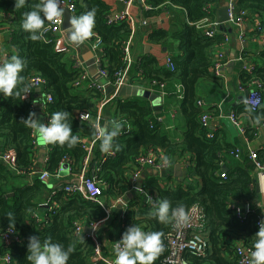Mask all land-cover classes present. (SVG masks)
I'll return each mask as SVG.
<instances>
[{
    "label": "trees",
    "instance_id": "16d2710c",
    "mask_svg": "<svg viewBox=\"0 0 264 264\" xmlns=\"http://www.w3.org/2000/svg\"><path fill=\"white\" fill-rule=\"evenodd\" d=\"M73 1L76 16L95 10L92 31L102 42L101 68L108 72L109 80L114 82L116 74L124 67L122 42L130 35L131 26L125 21L111 25L107 23V15L112 9L109 0ZM165 1L146 0L153 7L151 10H143L144 18L151 20V24L145 28L147 43L158 50L174 46L184 56L173 57L175 70L172 71L158 55L149 54L139 60L135 67L132 64L128 73L131 83L139 87L169 84L174 89L179 84L182 99L177 100L175 91L168 96L178 101L177 111L184 116L185 127L180 136L170 135L155 119L151 105L141 103L136 97H114L111 101L115 106L116 119L125 123L127 130L115 138L111 150L113 155L102 152L100 141H96L88 173L100 186L101 197L116 200L133 187L130 170L147 151H158L164 159L171 160L172 166L175 162H182L186 173L179 185L164 188L160 182L149 180L143 185V190L149 197H155L156 202L167 199L172 208L183 206L188 211L194 205H199L204 209L208 221L205 231L209 243L208 254L198 256L185 252L186 261L190 264H238V242L241 241L245 247L254 248V235L259 231L257 222L264 217V212L254 203V180L249 169L236 168L228 172L222 170L225 156L242 149L227 143L226 133L222 130L204 127L200 121L204 109L197 105L198 82L205 78L217 81L220 79L211 72V53L224 40L223 32L214 37L205 36L198 28V23L205 17L214 19V10L206 13L204 9L208 4L216 7L223 0H170L171 5L186 12L188 22L182 24L181 28H155L154 18L162 9L157 7ZM37 3L39 0H25V4L17 8L16 0H0V8L11 17L10 20L1 22L2 30L6 28L10 31L5 60L17 55L24 61L25 66L20 76L26 84H30L31 78L37 75L46 80L44 92L46 97L53 99L46 103V112L52 116L55 112L67 111L73 135L79 138V142L71 147L67 143H48L50 151L43 169L55 174L65 158H69L71 172L79 174L89 157L83 141L91 143L95 140L92 122L83 121L80 116L85 112L94 116L96 102L106 100L108 96L95 89H85V94H79L80 87H76L75 82L80 77V71L74 67L73 59H69L63 50L57 49L56 42L49 40L44 34L47 20L42 29L43 40L33 41L30 33L22 28L24 14L34 10ZM236 4L239 10H246L249 15L257 13L261 31L264 30V0H236ZM229 30L231 29H226L227 32ZM242 57L253 60L255 69L252 73L240 69V82L247 85L252 79H257L264 86V48H258L257 52L245 49ZM32 89L31 86L29 91ZM234 111L242 124L243 117L247 119L246 125L243 124L244 134L248 139H253L255 126L264 122V100L256 111H251L242 104L235 107ZM31 112L33 105L27 95L23 99L22 93L21 97L14 99L0 94V233L11 228L22 240L20 244L10 247L2 243L0 264L6 253L11 254L13 264H30L27 260L28 243L29 237L33 235L38 236L41 243L50 239L52 243L61 244L65 249L71 247L73 251L67 264H92L91 260L101 242L98 238L95 241L90 237H83L81 233L77 234L76 228L80 224L83 231L84 227L105 220L108 213L102 204L84 198L79 192L69 193L62 186L53 193L39 175L35 176L31 184L23 185L31 177L28 169L35 167L36 161L33 129L22 120L27 119ZM209 132L213 133L212 137L207 136ZM9 151L16 155L15 168H9L10 165L3 159ZM256 162L264 166V149L257 151ZM222 174L227 178H223ZM43 203H48L49 207L43 209ZM244 205L249 206L247 211ZM233 206L240 208L244 215H238ZM129 207L127 213L113 214L114 222H118L121 227L118 238L122 239L124 232L135 224L147 232L161 233L162 251L153 264H164L169 254L167 235L170 234L174 221L160 222L151 215L155 207L146 200L140 201V198L130 202ZM97 264L107 263L98 261Z\"/></svg>",
    "mask_w": 264,
    "mask_h": 264
},
{
    "label": "crops",
    "instance_id": "0c3cea01",
    "mask_svg": "<svg viewBox=\"0 0 264 264\" xmlns=\"http://www.w3.org/2000/svg\"><path fill=\"white\" fill-rule=\"evenodd\" d=\"M226 2L229 3V0H223L216 7L214 6L213 10L215 12V18L211 20H215L216 22H218L217 12ZM109 3L112 7L110 12L112 15L124 11L127 8V6L119 0H109ZM168 6L163 7L161 9V13L154 18L155 28L169 29L173 26L181 28L182 24L188 22L187 14L182 8L174 5ZM130 12L134 16L136 23L135 34L133 36L132 43V64L134 65V67L139 60L149 54H154L156 56L158 55V57L164 62L166 56H184L183 52L180 50H176L174 46L163 47L162 49L160 48L158 50L147 43V35L145 31L146 29L145 26L142 25L144 13L142 3L139 0H135V2L131 5ZM10 18L11 17L2 8H0V60L4 58L5 52L8 51V45L10 41V31L6 28L5 30H2L3 24H1V22H6L10 20ZM257 21H260L257 13L249 15L247 23L237 28L235 26H232V29L228 31L230 33L229 35L231 37V40L227 45H225V47H215V49L211 53V58L214 60L216 54L222 51L226 54L230 62L222 67V77H220L218 81L205 78L201 79L198 82L197 100H202L203 102H205L204 110H207L211 113L210 129L222 130L226 133L227 143L237 145L242 149V151H244V154H241L240 158H236L232 155L225 156L222 170L224 172H228L230 170L233 171L236 168H248L254 180L253 188L256 194L254 203L257 208L262 209V212H264V172L263 170L258 168L254 160L249 157L250 152H257L264 149V128L261 129L257 136L254 135L253 139H248V137L244 133L238 131L236 126L228 117L229 114L235 109V107L241 104L242 99L245 96V92L239 90L241 66L244 62H247L249 64L255 63L253 62V60L250 61L249 59L245 58L243 61L234 60L241 57L245 49L249 50L250 52H257L258 48H264V30L259 31L257 29ZM219 29L223 30L227 28L224 25L220 24ZM241 32H244L246 34L243 38V41L239 40V35L241 34ZM98 39L99 38L92 32V36L85 40L82 44H75L70 40V33L65 32V34L59 36L57 41L55 42L57 49L64 50L69 59L72 60V58H74L76 54L79 55L81 61H83L84 68L87 70L89 76H91L89 65L94 64L96 61L97 52L94 49V44ZM148 46L150 48L147 52L146 49ZM252 54L254 53H251V55ZM91 78L94 79L92 76ZM136 87L143 90V96H139L136 98L141 103L151 105L154 110L156 120L158 117L163 118V121L160 125H162V127L168 131V134L173 136H180L181 130L185 127L186 120L184 116H182L181 114L179 115V112L177 111L178 101L182 99V93L180 91L179 84L174 86V89H171L172 85L169 84H164V87L162 88L161 86H151L150 88L139 86ZM84 90V88L79 89V94H85L86 92ZM161 91H164L163 95ZM172 91H175L177 93L178 101L169 98L168 95ZM104 93H107L108 97L106 99L113 95V92L108 93L107 90ZM151 94H156L154 100H150ZM27 98L32 102L33 111L36 112L35 119H37L38 115L43 114L45 119L44 122H46L47 113L45 106L47 97L44 89L33 87L32 91L27 94ZM122 98L126 99L127 97ZM173 101L176 102L174 103ZM103 102L104 100L96 102L97 108L96 113L93 116V120L99 118V122L101 123V125H103L104 123H110L111 125L119 122L123 126L121 129V133L126 131L128 126L122 121L116 119V110L112 101L110 100L109 102H106V104ZM105 116H110V119H106ZM242 120L243 124L246 125L247 119L243 117ZM88 121L92 122V120ZM33 132L35 136L36 150L35 169L39 171L44 168V164L47 161L50 148L47 142L40 144L36 132L34 130ZM92 154L93 147L91 152L89 153L88 159L85 161L87 162V166L93 157ZM43 155L44 159L43 161H41ZM144 155H146V153H144ZM188 157L191 159L190 156ZM136 163L138 164V166H135L137 164H134L132 166V169L130 170V180L134 173L137 170H140L139 180L133 182V187L129 189L127 193H125L122 197L116 200H107L101 197V204L107 211L108 217L105 220L97 223L96 225H98V227L94 228L92 226L95 229V232L93 234L85 233V229H83L81 233L83 234V237L90 236V238H93L95 241L98 238V240L101 242V246L100 248L98 247L97 252L111 262L115 260L114 245L117 241L120 240L118 237L121 232V227L119 226L118 222L116 223L113 220V214L119 215L120 213H127L128 209H130V202H132L133 200H139V198L140 201L142 199L143 201L146 200L147 203H149V194L146 195V192L143 190V185L145 184V182L149 180H156L160 182L164 186V188L175 187L181 183L182 177L186 173L185 164H182V162H175L173 166L167 170L168 174L165 177L161 175L160 171L148 164L143 165L139 162ZM177 163H181V169L179 171L175 169V165ZM64 165L67 166L68 164L65 163ZM9 168L13 167L10 165ZM36 175L37 174H31V177L27 178V181H25L23 185L31 184ZM77 177V173H68L67 176H60L59 178L53 177L47 182V185L53 193H56V190L61 186L66 187L67 185H72L74 181L78 179ZM139 182L142 184L141 189L136 188V185ZM110 206H113L114 209L110 210ZM41 207H43L44 209L48 208L49 205L48 203H43L41 204ZM248 207V205H244L245 211L249 209ZM2 243L3 241L0 238V251Z\"/></svg>",
    "mask_w": 264,
    "mask_h": 264
},
{
    "label": "built area",
    "instance_id": "2783aa9c",
    "mask_svg": "<svg viewBox=\"0 0 264 264\" xmlns=\"http://www.w3.org/2000/svg\"><path fill=\"white\" fill-rule=\"evenodd\" d=\"M123 4L127 6L126 10L121 11L119 13H116L115 15H112L109 13L107 15V23L109 25L118 23V22H127L131 28L132 31L128 38L124 39L122 42L123 46V62H124V67L116 74V79L114 82L109 80L108 72L103 70L102 67V54H103V47H102V42L100 39H98L95 44H94V49L97 52L96 56V61L95 65L104 78L108 80V85L113 86L114 91L113 95L110 96L108 99L104 100L103 103L106 104V102H109L112 100L114 97L117 96V92L119 89H121L123 86H135L131 83V79L128 75V70L132 64V43H133V36L135 34V18L130 12V7L131 5L135 2V0H119ZM142 3V8L143 10H151L153 7L146 2V0H139ZM171 5L170 0H166L163 4H161L158 8H163L165 6ZM61 7L64 9L69 10L71 13L72 17L76 16V5L73 0H61ZM214 9L213 5L208 4L204 11L206 13H209L211 10ZM228 13L230 17L229 26L227 29H232V26L241 27L245 23H247L249 19V13L246 10H239L237 8L236 0H229V6H228ZM63 23H64V15H62L58 20L55 22H48L47 27L44 29V34L49 38L51 41H57L58 37L61 35H64L66 30L63 29ZM151 24L150 20L148 19H143L142 20V25L148 27ZM219 23L216 22L215 20H211L209 17H205L203 20H201L198 23V28L201 29V32L207 36V37H214L218 33L223 32V42L219 44L220 48L225 47L230 40L231 37L229 33L224 29V31H221L219 29ZM257 29L259 31L262 30V27L260 25V21H257ZM93 32V31H92ZM246 34L244 32H241L239 35V40L243 41V38ZM92 36V35H91ZM90 38V37H89ZM62 50V49H59ZM64 51V50H63ZM6 59V56L0 60V63H3ZM73 59L74 62V67L80 71V77L79 79L75 82L76 87H80V89H95L100 92H105L107 90L106 86L101 85L98 81L95 79H92L91 76H89L87 70L83 66V61H81V58L79 55H75ZM243 61L244 58L239 57L235 59L234 61ZM230 60H228L226 54L224 52H218L216 54L215 59L213 60V66H212V72L215 74L216 77H222L221 69L222 67L229 63ZM165 64L166 67L170 70H175V64H174V59L173 56H166L165 58ZM255 69L254 64H249L247 62H244L243 65L241 66V70L252 73ZM30 85L32 87H39L41 89H44L46 85V80L42 78L41 76L37 75L31 78L30 80ZM161 88L164 87V84L160 85ZM239 90L242 92H247L248 94L243 97L241 104L246 106L249 110L251 111H256L259 106L263 103L264 100V86L261 82H259L257 79H252L247 85L242 84L241 82L239 83ZM162 95L164 91L162 92ZM52 97L47 96L46 103L52 102ZM197 105L201 108H205V102L202 100H197ZM99 108V107H98ZM47 113V112H46ZM50 115L47 113V119L46 123L49 122L50 120ZM81 119L83 121H88L92 120L93 121V116L90 115V113L85 112L81 114ZM86 117V118H82ZM230 120L232 123L236 126L239 132L244 133V128L241 120L239 119V116L235 113L233 110L229 116ZM158 122H162L163 118L158 117L157 118ZM201 123L203 124L204 127L210 128V123H211V113L207 110L203 111V114L201 115L200 118ZM264 128V122L261 123L260 125L255 126V135L261 131V129ZM208 137H212L213 133L209 132L207 134ZM83 141V140H82ZM97 139L93 140L91 143H86V141H83V147L90 153L92 150V147L95 145ZM109 154L113 155V152H110ZM242 154V150L237 149L236 152L231 154L232 156L236 158H240ZM250 158L254 160L256 163V166L263 170L264 172V166L258 164L256 162V157H257V152H250L249 154ZM3 159L10 164L13 168H15L16 164V155L13 151L7 152L4 156ZM88 159V158H87ZM86 159V160H87ZM167 161V162H166ZM138 162L142 163L143 165L148 164L158 171L162 170H168L170 167H172L171 160H166L164 159L158 151L156 150H149L146 152V155L141 156L138 158ZM67 163L68 167L64 169V164ZM28 174H37L40 176V179L45 181L46 183L53 177L59 178L62 176V173L67 171L68 173H72V167H71V160L69 158H65V162L62 164L61 168L57 171L55 174H51L46 170H41L37 171L35 167L31 166L30 169H28ZM25 173L26 171H22ZM140 176V170H137L134 175L131 178V182H136L139 180ZM223 178H227L225 174H222ZM78 179L72 184V185H67L65 187V190L69 193H81L84 198L88 200H93L97 201L101 204V195L102 191L99 185H97L96 181L94 178L89 175L88 173V166L87 162H84L83 170L81 173L78 174ZM155 197H152V202L151 204L156 207L158 206V202L155 201ZM237 210L238 215L243 216L244 213L242 210L238 207H234ZM263 211H264V204H263ZM188 215V223L187 224H182L177 226L174 222L172 226V230L170 234L167 235L168 239V247H169V254L164 260V264H190L188 261L184 259V254L185 252H190L194 255L198 256H206L208 254V249H209V243L207 238L205 237V231L207 229V215L204 212V209L199 206V205H194L191 207L188 211H186ZM261 220H264V217L261 218L257 222V226L259 228V223ZM76 233L80 234L82 233V226L80 224L77 225L76 228ZM90 237V236H88ZM0 238L2 239L3 243L7 246H14L16 244H20L22 242L20 236L11 228L3 231L0 233ZM93 239V238H92ZM117 241L115 245L118 243ZM238 248H237V253L239 256L238 264H250L251 262V256L250 253L254 250V248L250 247H245L243 246L242 242H238ZM114 245V248H115ZM92 264H97L98 261H104L107 264H114V261H109L107 258L103 257L100 253H96V255L92 258ZM14 259L12 258L10 253H6L2 258H1V263L2 264H13Z\"/></svg>",
    "mask_w": 264,
    "mask_h": 264
},
{
    "label": "clouds",
    "instance_id": "9594fccd",
    "mask_svg": "<svg viewBox=\"0 0 264 264\" xmlns=\"http://www.w3.org/2000/svg\"><path fill=\"white\" fill-rule=\"evenodd\" d=\"M24 4L25 0H16L15 7L19 8ZM63 13L61 0H39L34 10L24 14L22 28L30 33L33 41L43 40L42 29L45 20L55 22ZM94 17L95 10L93 9L69 20L68 30L73 43L82 44L91 37L95 23ZM24 66V61L17 55L0 63V94L3 97L15 99L21 97L23 93V99L26 98L32 85L26 84L24 78L20 76ZM69 115L67 111H58L52 114L48 123L41 124L35 119L36 112L33 111L27 119L22 120L36 132L39 142L59 143L60 145L67 143L71 147L79 142V138L73 135ZM92 127L95 139L100 141L101 151L110 153L115 138L121 133L122 124L116 122L111 125L109 123L101 125L97 118L92 122ZM149 202H152L151 197H149ZM111 209L114 207L110 206ZM151 215L157 217L162 223L174 221L177 226L188 223V215L184 207L172 208L167 199L160 200ZM93 227L96 228L98 225L94 224ZM254 236V250L250 253V264H264V220L260 221L259 231ZM72 251L71 247L65 249L61 244L52 243L50 239L41 243L39 237L33 235L29 237L27 260L30 264H67ZM114 251V264H153L162 251L161 233L147 232L135 224L124 232L122 239L115 245Z\"/></svg>",
    "mask_w": 264,
    "mask_h": 264
},
{
    "label": "water",
    "instance_id": "95a60500",
    "mask_svg": "<svg viewBox=\"0 0 264 264\" xmlns=\"http://www.w3.org/2000/svg\"><path fill=\"white\" fill-rule=\"evenodd\" d=\"M228 6H229V3L226 2L217 12V20L218 22L221 24V25H224L226 28H228L229 26V21H230V17H229V13H228ZM64 23H63V29L66 30V32H69L68 30V25H69V20L72 18V15L71 13L69 12V10L67 9H64ZM149 46L147 47V52L149 51ZM89 68H90V73H91V76L96 80L98 81L101 85L103 86H106L107 87V92L108 93H112L114 91V88L113 86H109L108 85V80L106 78H104L103 76H101V74L99 73L95 63L92 64V65H89ZM248 93L246 92L245 93V96L247 95ZM117 96L118 97H139V96H143V90L139 89L138 87L136 86H123L121 89H119V91L117 92ZM156 97V94H151L150 96V100H154ZM106 119H110V116H105ZM37 121L38 123H41V124H45V119H44V115H38L37 117ZM95 120H93L92 122H94ZM40 144H43L40 142ZM44 159V155L42 156V160L43 161ZM64 169L67 168L66 165L63 166ZM175 169L177 171H179L181 169V163H177L175 165ZM161 175L163 177L167 176L168 174V171L167 170H162L160 171ZM68 175V172L65 171L62 173V176H67ZM180 175V174H178ZM75 182V181H74ZM141 186L142 184L139 182L137 185H136V188L137 189H141ZM85 233L87 234H93L95 232V229L92 227V226H86L85 228Z\"/></svg>",
    "mask_w": 264,
    "mask_h": 264
},
{
    "label": "rangeland",
    "instance_id": "374dc122",
    "mask_svg": "<svg viewBox=\"0 0 264 264\" xmlns=\"http://www.w3.org/2000/svg\"><path fill=\"white\" fill-rule=\"evenodd\" d=\"M232 125V124H231ZM233 126V125H232ZM234 127V126H233Z\"/></svg>",
    "mask_w": 264,
    "mask_h": 264
}]
</instances>
